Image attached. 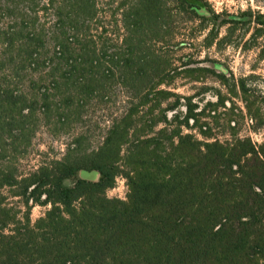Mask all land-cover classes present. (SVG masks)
Segmentation results:
<instances>
[{"label":"trees","instance_id":"obj_1","mask_svg":"<svg viewBox=\"0 0 264 264\" xmlns=\"http://www.w3.org/2000/svg\"><path fill=\"white\" fill-rule=\"evenodd\" d=\"M198 1L121 0L114 41L106 28L93 34L97 0H0V264H264V142L235 130L220 139L206 107L171 90L178 68L151 47L170 34V3L207 19ZM114 86L123 107L98 147L80 134L61 158L18 174L10 154L42 124L68 132ZM119 176L125 200L107 196ZM35 204L50 208L32 223Z\"/></svg>","mask_w":264,"mask_h":264},{"label":"rangeland","instance_id":"obj_2","mask_svg":"<svg viewBox=\"0 0 264 264\" xmlns=\"http://www.w3.org/2000/svg\"><path fill=\"white\" fill-rule=\"evenodd\" d=\"M97 1L103 27H100L98 33L94 30L93 34H99L102 28H106L108 33H112L114 41L121 38L124 29L121 23L116 26L115 22L121 18L117 10L121 0ZM198 2L204 4L202 12L206 16L209 17L214 12L227 19L228 23L218 27L208 17L204 19L193 16L191 19L189 13L179 12L177 5L170 3L173 16L169 26L170 34L162 41H152L151 47L165 55L178 68L177 76L170 85L171 90L183 97L192 96L198 112L206 107L203 120L210 122L220 139L229 137L235 130L243 137L250 136L254 141L262 143L264 123L254 116L259 106L258 101L264 96V24L258 23L264 21V18H259V14L264 16V0ZM246 12H252L251 20ZM113 44L114 42L109 41L106 46ZM189 68L194 69V72L187 71ZM241 81L248 89L246 97L239 87ZM247 98L256 102L252 111L247 107ZM123 100V91L114 86L103 99L91 102L83 121L68 132L42 124L24 154H10L12 166L17 168L18 174L32 172L48 159L61 158L66 153L68 144L80 134L86 137L85 147H98L113 118L121 112ZM181 102L184 103L185 100L182 99ZM210 103H217V106ZM185 110L184 105L178 108L181 114H185ZM169 116H172V112ZM80 176L98 178V174L94 172L82 171ZM128 191L125 177L119 176L115 187L108 190L107 196L125 200ZM3 192L8 197V203L20 208L22 212L26 210L22 199L11 195L10 188H5ZM49 208L50 205H32V223L44 216Z\"/></svg>","mask_w":264,"mask_h":264}]
</instances>
